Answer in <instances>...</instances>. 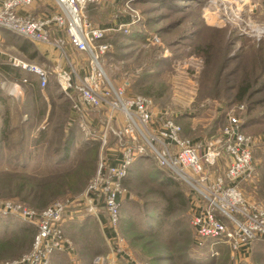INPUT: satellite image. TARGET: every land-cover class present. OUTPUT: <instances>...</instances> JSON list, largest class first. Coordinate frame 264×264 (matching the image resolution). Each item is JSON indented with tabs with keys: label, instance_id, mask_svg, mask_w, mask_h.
I'll return each mask as SVG.
<instances>
[{
	"label": "rangeland",
	"instance_id": "obj_1",
	"mask_svg": "<svg viewBox=\"0 0 264 264\" xmlns=\"http://www.w3.org/2000/svg\"><path fill=\"white\" fill-rule=\"evenodd\" d=\"M125 3L131 9L128 14L121 10ZM105 5L110 7L112 16L135 21L128 34L115 32L107 36L112 48L101 63L108 77L113 83L127 81L129 95L150 98L155 113L166 110L181 127L182 137L201 147L207 141L220 139L227 115L236 113L239 130L253 141L252 171L239 188L251 204L264 207V0H108L96 6ZM130 14L134 15L132 19ZM97 19H102L100 13ZM0 32L15 46L21 43L6 31ZM153 35L160 38L159 46L147 43ZM6 47L0 44V57L5 52L25 60ZM2 59L0 62L8 64ZM30 62L41 67L45 61ZM131 65L140 70L141 78H136L132 87L131 75L126 73ZM146 68L154 72L147 76ZM22 70L9 75L0 72V201L18 202L32 209L37 204L30 197L26 199L19 188L24 179L40 181L58 177V173L82 170L88 175L84 185L46 206L77 197L95 175L106 149L114 148L117 154L119 146L108 135L107 146L102 149L99 137L104 130L87 125L86 131L76 122L67 124L70 102L52 84L53 96L61 99L58 104L51 103L55 117L42 124L37 118L25 121L24 111L20 113L17 108L24 107L30 113L29 102L37 97L29 87H23L24 93L22 88L13 91V85L25 76ZM244 84L249 87L248 93L236 102L237 92ZM47 88L44 92L40 88L44 96H50ZM22 97L27 99L22 101ZM42 107L38 104L40 113ZM5 121L6 127L2 125ZM65 148L69 150L68 161L61 165L58 162ZM91 162L95 168L92 173ZM221 162L220 158L218 164ZM22 163L26 165L21 166ZM219 165L214 166L212 175L223 173L215 171L225 168ZM155 167L152 158L139 159L124 181L127 193L120 210L121 246L108 240L105 225H100L96 217L78 214V223L69 221L74 224L73 229L64 232L71 250L55 254L52 264H198L194 258L200 261L204 257L201 252L208 251L197 245L193 234V192L182 182H173L169 173L161 170V175L171 181L170 186L152 180ZM250 188L253 193L248 192ZM168 200L172 201V210L163 215ZM36 209L39 207L33 208ZM101 216L102 213L98 219L103 220ZM160 222H164V227L158 234L156 223ZM22 225L26 226L15 217L0 216V264L29 251L35 228L22 231ZM261 243L264 239L252 243L250 250L243 252L246 259L237 262L223 250L218 264H260L258 259L264 256V246L259 248L262 254L256 252V246Z\"/></svg>",
	"mask_w": 264,
	"mask_h": 264
},
{
	"label": "built area",
	"instance_id": "obj_2",
	"mask_svg": "<svg viewBox=\"0 0 264 264\" xmlns=\"http://www.w3.org/2000/svg\"><path fill=\"white\" fill-rule=\"evenodd\" d=\"M55 12L47 17L22 16L33 0H4L0 4V31H6L32 44H43L63 50L72 46L87 56V72L74 78L72 72H56L57 82L78 116L106 109L121 115L119 128L104 129L99 137L101 148L112 135L119 146L112 160L101 156L95 175L84 191L73 198L56 201L41 211L19 203L0 201V216L15 217L35 228L32 244L20 258L4 264H50L57 253L71 250L64 236L63 223L82 216L106 218L107 238L121 246L119 236L121 201L127 191L124 181L132 165L139 159L152 158L157 169L169 173L170 179L182 182L193 192V234L199 247H205L211 257H218L217 247H225L235 262L243 258L250 245L264 239V207L251 204L242 194L239 184L250 176L252 138L239 130L236 113L227 115L221 138L207 141L202 147L182 137L181 127L168 112L153 111V102L144 96L128 95L129 83L115 85L103 69L102 61L112 48L109 34H128L132 21L115 27L98 28L86 16L89 6L108 0H52ZM122 12L128 14L125 3ZM147 43L160 45V38L150 36ZM12 66L34 74L43 91L48 72L35 65L12 61ZM22 79V84H27ZM17 84L13 85V91ZM243 107H240L242 109ZM202 149V150H201ZM226 158L222 174L214 176V166Z\"/></svg>",
	"mask_w": 264,
	"mask_h": 264
},
{
	"label": "crops",
	"instance_id": "obj_3",
	"mask_svg": "<svg viewBox=\"0 0 264 264\" xmlns=\"http://www.w3.org/2000/svg\"><path fill=\"white\" fill-rule=\"evenodd\" d=\"M3 1L4 0H0V4L3 3ZM107 6L108 5H105V7L96 6V7L88 8L90 10H87L86 16H88V11H90V15L87 18H89V21L92 23L93 26L98 27V28H108V27H115L116 25H118L120 23L127 22V19H124V18L120 19V18L112 16L111 15V9H110V7L108 9ZM54 12H55V6H54V2L52 0H33L32 5L29 8L21 10L19 12V14L22 16L47 17V16L52 15ZM99 13H100V15H102L101 20L97 19V14H99ZM0 33L4 34L3 32H0ZM5 33L11 34L9 32H5ZM11 35H13V34H11ZM14 37H16V36H14ZM16 38H18L21 41V43L19 45L15 46L13 43L7 41L6 39H4L1 36H0V44H4L5 46H7L6 48H9L11 50L13 49L16 53L20 54L27 61L18 59L16 57L8 56V54H6L4 52L1 55L4 57H0V58H3L2 60L3 61L5 60L4 62H6V60H7L8 64H4L3 62H0V72L2 74L9 75L11 73V71L21 70L20 68L17 69L15 67H13L12 61H21L22 63H26V64H33L30 62V60H34V59L45 61V62H42L41 67L40 66H38V67H40V68L43 67L42 69H44L46 67V65L48 66L47 67L48 80H49L50 76H51V79L48 81L47 86L49 88H47V89H49L48 91L50 92V96H44L43 95L44 91L41 93L37 77L35 75L33 76V74H30L25 70H24L25 76L23 75L24 77L22 76L23 78L21 77V80L27 79L28 83L22 84V81H20L19 84H17V89L20 88V90H21V88H22L23 93H24L23 87H25L27 90L29 87V88H31V90L34 92V94L37 97V99L36 98H34L33 100L31 99V101L29 102L30 113H27L24 110L25 109L24 107L17 108L18 111H21L20 113H23V111H24V115H22V118L23 119L26 118L25 121H30V120H33V118H37V119H39L40 124H42L44 121L52 119V117H55V112H54L55 109H54V106H52L53 104H51V103H55V104L57 103L58 104L61 102L60 98H58V97L56 98L55 96H53V91H51L52 89L50 88V84H52L51 87L55 88L57 91H58V89H60V86L57 82L56 72H59L60 70L66 71V72H72L74 75V78H80L81 76H84V74L87 72V67H88L87 56L83 53L76 51L70 45L66 46L63 50H59L55 46L43 45V44H32V43H30L24 39H21L19 37H16ZM7 66L10 69H8ZM13 68H15L17 70H15ZM154 68L156 70H158L156 67H154ZM153 72L154 71H152L151 69L150 70H148V68L145 69V73H147V76L151 75V73H153ZM126 73L128 75H131V78H129L130 84H131V87H132V85L134 86L135 79L140 78L138 75L140 73V70L135 69V66L131 65L130 70L126 71ZM32 78H33V80H32ZM122 82H123V80H122ZM122 82L120 80V81H116L114 84L119 85ZM21 93H19V94H21ZM129 94L130 93L128 92V95ZM130 96H133V95H130ZM61 97H63V96L61 95ZM24 99H25V97H22V101H24ZM63 101H65V100H63ZM20 104H22V102ZM38 104L43 106L41 113L38 111ZM69 107H70V105H69ZM68 114L69 115H68L67 124H69V122H76V123H78L80 128H83V130H86V131H87V127L89 125L94 129H98V130L102 131L104 129L108 130L109 127L119 128L123 124V119L121 118V115H119L117 113H114V114L110 113L106 109H101L97 113L94 112V113H91V115L82 117V116L76 115L71 110V107H70ZM99 125H102V127ZM105 156L109 160H112L113 158H115V156H116L115 149L114 148H107ZM30 161L34 162V159H30ZM59 161L60 162H58V164L63 165L64 163H67L68 158L67 159L62 158ZM226 164H227V159L223 158L221 165H219V164L218 165L219 166H225ZM34 166L39 167V164H34ZM59 167H61V166H59ZM248 192L253 193V189L250 188L248 190ZM123 199L124 198H122V201H123ZM122 201H121V203H122ZM101 217L103 218V220L102 219H97V220L99 221L100 225H105V227H106L105 215L102 214ZM76 219H72V220L75 221ZM72 220H66L65 221L66 224H65V227H63L64 232H67V231L70 232L71 229H73L74 224H72V222H69ZM75 223H78V221L77 222L75 221ZM53 259H54V256L50 259V264H52Z\"/></svg>",
	"mask_w": 264,
	"mask_h": 264
},
{
	"label": "trees",
	"instance_id": "obj_4",
	"mask_svg": "<svg viewBox=\"0 0 264 264\" xmlns=\"http://www.w3.org/2000/svg\"><path fill=\"white\" fill-rule=\"evenodd\" d=\"M90 7H95V6L92 5V6H89V8ZM133 34L135 36L134 32H133ZM241 86H242V88L239 89V91L237 92L238 95H236V97H235L236 102L241 101L242 98L248 93V90H249V87H247L246 84L241 85ZM2 125L4 127H6V121L3 122ZM240 131H241V129H240ZM2 141L3 140L1 139V142ZM68 153H69V150L68 149L66 150V148H65L64 155L62 158L67 159ZM92 163L93 162H91V164H90L91 173L95 169L94 164L92 165ZM16 165H20V164L18 163ZM25 165H26V163L21 164V166H25ZM35 168H37V166ZM156 170H157V171H155L156 173L154 172L152 174V176H153L152 180L158 181V183L161 185L165 184L167 182V186H170L171 181L167 177H163V175H161L159 169L156 168ZM57 175H58V177L50 178V179L46 178V179L40 180V181H32L29 179H26V180L24 179L23 182L21 183V185H19V188L23 189V192L25 193L24 196H26V199L28 197H30L31 200L37 204V205L33 204V208L39 207V209H36L37 211H41V210L45 209L47 207L46 205H48L53 200L60 199L70 192L78 191L80 189L79 187L84 185V183L87 180L86 178L88 177V175L85 174L82 170L78 171L77 169H75V171H73V172H71V170H70V171L65 172V173H58ZM171 204H172V201L168 200V205L166 206V208L163 207V215H165L167 213L169 214V212H171V210H172ZM22 226H23L21 228L22 231H26L28 228H30L29 226H24V225H22ZM156 226L158 228L157 232L159 234V229L161 230L164 227V222L156 223ZM263 246H264L263 243H261L260 246H256V250H257L256 252L259 254H262V253H260L259 248L263 247ZM217 249L219 251L218 257H211V255L209 253H205L204 252L205 250H203L201 252V254H204L203 255L204 257L200 261L195 259V258H194V260L198 264H218V260L220 258V254L222 253V251L223 250L228 251V250L225 247H221V246L217 247ZM258 262L260 264H264V256L260 255Z\"/></svg>",
	"mask_w": 264,
	"mask_h": 264
},
{
	"label": "bare ground",
	"instance_id": "obj_5",
	"mask_svg": "<svg viewBox=\"0 0 264 264\" xmlns=\"http://www.w3.org/2000/svg\"><path fill=\"white\" fill-rule=\"evenodd\" d=\"M16 91V90H15Z\"/></svg>",
	"mask_w": 264,
	"mask_h": 264
}]
</instances>
